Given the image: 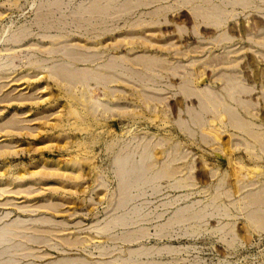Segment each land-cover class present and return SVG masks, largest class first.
Returning <instances> with one entry per match:
<instances>
[{
    "label": "rangeland",
    "instance_id": "374dc122",
    "mask_svg": "<svg viewBox=\"0 0 264 264\" xmlns=\"http://www.w3.org/2000/svg\"><path fill=\"white\" fill-rule=\"evenodd\" d=\"M0 129V264H264V0H0Z\"/></svg>",
    "mask_w": 264,
    "mask_h": 264
},
{
    "label": "bare ground",
    "instance_id": "6f19581e",
    "mask_svg": "<svg viewBox=\"0 0 264 264\" xmlns=\"http://www.w3.org/2000/svg\"><path fill=\"white\" fill-rule=\"evenodd\" d=\"M59 72H61V71H59ZM99 78H100V77H99ZM99 78H98V79H99ZM96 80H97V79H96ZM98 83H99V82H98ZM24 96H25V95H24ZM6 126H7V125H6ZM4 127H5V125H4ZM0 130H1V129H0Z\"/></svg>",
    "mask_w": 264,
    "mask_h": 264
}]
</instances>
